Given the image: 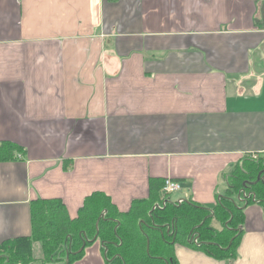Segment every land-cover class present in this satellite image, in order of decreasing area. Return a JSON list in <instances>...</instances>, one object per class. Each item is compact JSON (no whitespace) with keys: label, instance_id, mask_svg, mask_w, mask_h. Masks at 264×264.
Here are the masks:
<instances>
[{"label":"crops","instance_id":"1","mask_svg":"<svg viewBox=\"0 0 264 264\" xmlns=\"http://www.w3.org/2000/svg\"><path fill=\"white\" fill-rule=\"evenodd\" d=\"M3 142L19 150L0 160V244L31 236L37 199L75 219L102 193L125 213L171 178L172 202L214 208L234 166L264 159V0H0ZM242 230L233 262L176 259L264 264L261 206ZM101 246L74 264H105Z\"/></svg>","mask_w":264,"mask_h":264},{"label":"trees","instance_id":"2","mask_svg":"<svg viewBox=\"0 0 264 264\" xmlns=\"http://www.w3.org/2000/svg\"><path fill=\"white\" fill-rule=\"evenodd\" d=\"M17 150L11 143H1L0 160L13 159ZM225 176L227 189L212 209L182 201L177 206L167 203L164 210L156 208L150 216L154 201H141L120 213L106 195L94 193L86 198L78 217L71 219L61 200L37 199L31 205V236L0 244V264H65L69 248V264H74L96 241L104 244L105 264H179L176 244L233 262L238 258L245 209L257 204L264 210V159L245 158ZM168 199L164 196L159 204ZM96 236L78 253L84 239L92 241ZM34 243L41 245V257H35Z\"/></svg>","mask_w":264,"mask_h":264},{"label":"water","instance_id":"3","mask_svg":"<svg viewBox=\"0 0 264 264\" xmlns=\"http://www.w3.org/2000/svg\"><path fill=\"white\" fill-rule=\"evenodd\" d=\"M184 201V200H183ZM182 201H179V202H172L170 199H168V200H165V201H163V204L162 205H160V204H156L154 207H153V209L151 210V212H150V216H151V214H152V212L156 209V208H161V209H165V206H166V204L167 203H169V204H174V205H179L180 203H181ZM102 218H104V214H102L101 215V217L99 218V220L97 221V224H96V227H97V231H98V225H99V222H100V219H102ZM167 226V225H166ZM165 227V226H164ZM174 226H168L167 228H168V233H170V231L172 230V228H173ZM97 240V236L92 240V241H88V240H86V239H84V241H83V246H82V248L79 250V252L78 253H80V252H82L85 248H86V245H87V243L88 242H94V241H96ZM102 245H104L103 243H102ZM71 250H70V248L68 249V252H67V258H66V263L65 264H69V257H70V255H71Z\"/></svg>","mask_w":264,"mask_h":264},{"label":"built area","instance_id":"4","mask_svg":"<svg viewBox=\"0 0 264 264\" xmlns=\"http://www.w3.org/2000/svg\"><path fill=\"white\" fill-rule=\"evenodd\" d=\"M109 1H119V0H109ZM181 190V185L179 182L166 178L163 182L162 192L165 197L169 198L176 192Z\"/></svg>","mask_w":264,"mask_h":264},{"label":"rangeland","instance_id":"5","mask_svg":"<svg viewBox=\"0 0 264 264\" xmlns=\"http://www.w3.org/2000/svg\"><path fill=\"white\" fill-rule=\"evenodd\" d=\"M242 88V87H241ZM244 88V87H243ZM172 197L174 198V199H177L178 198V193H176V194H174V195H172ZM68 251V250H67ZM67 258V257H66ZM66 263V262H65Z\"/></svg>","mask_w":264,"mask_h":264}]
</instances>
